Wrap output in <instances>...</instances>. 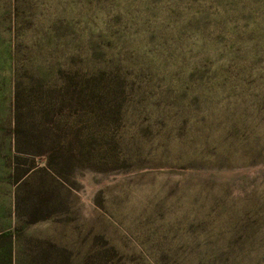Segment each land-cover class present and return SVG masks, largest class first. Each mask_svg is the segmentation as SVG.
Masks as SVG:
<instances>
[{
  "label": "rangeland",
  "instance_id": "rangeland-1",
  "mask_svg": "<svg viewBox=\"0 0 264 264\" xmlns=\"http://www.w3.org/2000/svg\"><path fill=\"white\" fill-rule=\"evenodd\" d=\"M70 2L27 0L14 41L26 128L61 98L48 81L97 82L102 124H80L73 150L66 133H33L15 160L12 32L0 20V264H264V119L251 106L191 107L177 83L185 59H159L147 25L120 14L107 31L105 9ZM10 4L0 0V18ZM54 146L56 172L39 156ZM38 203L48 208L32 215Z\"/></svg>",
  "mask_w": 264,
  "mask_h": 264
},
{
  "label": "trees",
  "instance_id": "trees-1",
  "mask_svg": "<svg viewBox=\"0 0 264 264\" xmlns=\"http://www.w3.org/2000/svg\"><path fill=\"white\" fill-rule=\"evenodd\" d=\"M26 1L11 0L10 8L0 18L6 24L7 30L12 32L13 51L8 47V54L9 58L13 56L10 59L14 91L12 137L16 161L17 154L24 153L25 140L28 136H33V133L47 131L56 138H61L66 133L72 150L84 144L85 135L79 125L87 122L91 129H99L104 108L94 79L67 72L61 84L54 80L48 81L50 93L61 98L48 102L40 112L41 125L25 127L21 106L24 83L19 77L14 40L22 26V20L27 16L22 13ZM70 1L67 5L75 12L79 5L87 6L90 2L98 9H105L102 14L98 13L97 20L103 17L101 23L107 31L112 30L111 23L118 21L120 14H127L126 20L134 22L135 25H147L149 31L159 37L164 45V53L158 55L159 59H185L177 64L185 72L184 78L177 83L181 93L188 96L193 103L191 107L201 109L205 102L219 103L218 106L225 109L251 106L256 110L258 120L264 119V0ZM140 14L145 16L144 23L134 21ZM97 26L100 27L98 22ZM54 38L59 41L58 36L55 35ZM88 51L93 52L92 56L98 52L93 42ZM44 80L47 78L39 81ZM91 129H88L89 132ZM37 148L42 150V142L37 141ZM81 151L83 150L79 149L78 154ZM252 152L253 161L256 162L260 155L256 145H253ZM61 154L62 151L54 146L50 152L39 153V156H46L48 169L56 172L55 158ZM15 167L16 162L12 176L14 183L18 185L15 210L19 213L22 205L20 192L25 177H17ZM46 208L48 207L43 203H38L32 207L31 214L36 215Z\"/></svg>",
  "mask_w": 264,
  "mask_h": 264
}]
</instances>
